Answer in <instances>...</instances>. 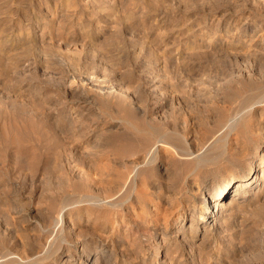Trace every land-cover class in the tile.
Instances as JSON below:
<instances>
[{
    "label": "rangeland",
    "instance_id": "rangeland-1",
    "mask_svg": "<svg viewBox=\"0 0 264 264\" xmlns=\"http://www.w3.org/2000/svg\"><path fill=\"white\" fill-rule=\"evenodd\" d=\"M261 160L204 227L202 191ZM82 246L264 264V0H0V264Z\"/></svg>",
    "mask_w": 264,
    "mask_h": 264
},
{
    "label": "bare ground",
    "instance_id": "bare-ground-1",
    "mask_svg": "<svg viewBox=\"0 0 264 264\" xmlns=\"http://www.w3.org/2000/svg\"><path fill=\"white\" fill-rule=\"evenodd\" d=\"M231 118H233V117H231ZM234 120L232 121L231 125L234 124ZM232 129H234L233 126L228 130V133L225 135L226 139H228L230 137V134L232 133L231 132ZM243 129H245V128H243ZM243 132H244V130H243ZM222 139H223V137H222ZM157 149H158V146L157 145H153L148 150V152L146 154V157H145L146 158L145 161H143L142 163L137 164V166H135V168L133 169L134 170V174H133L132 180H133V184L134 185H135V183H138L137 182V178H138V176L140 174L141 168L144 165H146L147 163H151V162L154 161V157L157 154ZM198 157H199V155H198ZM262 165H263V161L262 160L259 161L258 163L253 161V163L250 165L249 168H248V165H247L246 172H244V174H242L239 179L235 180V178H230L226 182L222 181L219 185H215L212 189L210 188V191L208 193H205V192L202 191V194H203V197L201 198V201H202L201 204L202 205L198 209L199 212L198 213L194 212L193 216L196 215V213H197L198 216H199L200 221L204 224V227H206V224H210V226L212 228L213 227H217L218 228L219 226H217V225H219V224L221 225V222H223V221L220 222V219H221L222 216H221V214H219V216H220V218H219L218 212L219 211L221 212L223 210H227L228 207L231 205L230 202L229 203L225 202L226 197L229 194H231L232 192H234V195H235V194H239L241 192H245L248 189L251 190L253 185L256 184V182L258 181V177L259 176H257V171L260 169V167ZM120 186H122V184H119V187ZM232 187H234V188H232ZM109 200L110 199H108V198L107 199H103V200L101 198L100 201L106 202L107 205H108V203L110 202ZM126 202H127V200H126ZM98 203H100V202H98ZM117 206H118V204H117ZM118 215H116V219H115L117 221L119 219ZM70 216H71V212L69 210H67V209H65V210H63L61 212V217H60V223L62 225V229L61 230L65 231L67 233H71V231L75 230V227H73L72 220H71ZM218 229H220V228H218ZM158 235L159 234H153V237H157ZM78 241H80V240H78ZM163 245H164V243L162 241V242H159V244L157 246L162 249ZM96 250H97V252L95 253V256H94V254L91 253V251H88L84 246H82L81 252H82V255L85 254V256H86L85 261L86 262H87V260H90V262H91L90 264H101V263H103V260L105 259L106 255H107L106 254L107 252L104 251L102 248H100V249L97 248ZM108 256H109L108 259L105 260V264H112L110 262V260L113 258V256H115L114 252H111ZM61 258L62 259L60 260V264H83V263L87 264L86 262L81 261V257H79L80 259L77 258V256L75 254H73L71 251L69 253H67V254H63Z\"/></svg>",
    "mask_w": 264,
    "mask_h": 264
}]
</instances>
